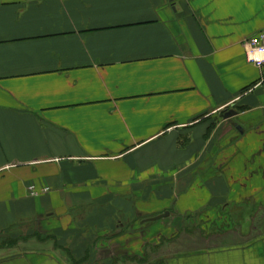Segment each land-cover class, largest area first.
Returning <instances> with one entry per match:
<instances>
[{"label": "crops", "instance_id": "crops-1", "mask_svg": "<svg viewBox=\"0 0 264 264\" xmlns=\"http://www.w3.org/2000/svg\"><path fill=\"white\" fill-rule=\"evenodd\" d=\"M263 30L264 0H0V264H264Z\"/></svg>", "mask_w": 264, "mask_h": 264}, {"label": "built area", "instance_id": "built-area-1", "mask_svg": "<svg viewBox=\"0 0 264 264\" xmlns=\"http://www.w3.org/2000/svg\"><path fill=\"white\" fill-rule=\"evenodd\" d=\"M247 60L260 70V78L255 83L254 87H260L264 90V30L250 38ZM47 191H49V188L40 191L35 186L30 187V192L33 196H39L42 192Z\"/></svg>", "mask_w": 264, "mask_h": 264}, {"label": "water", "instance_id": "water-1", "mask_svg": "<svg viewBox=\"0 0 264 264\" xmlns=\"http://www.w3.org/2000/svg\"><path fill=\"white\" fill-rule=\"evenodd\" d=\"M236 115H237V112L234 109H230L224 114V118L225 119H230V118H232V117H234Z\"/></svg>", "mask_w": 264, "mask_h": 264}, {"label": "rangeland", "instance_id": "rangeland-1", "mask_svg": "<svg viewBox=\"0 0 264 264\" xmlns=\"http://www.w3.org/2000/svg\"><path fill=\"white\" fill-rule=\"evenodd\" d=\"M206 196H207V194H206Z\"/></svg>", "mask_w": 264, "mask_h": 264}]
</instances>
